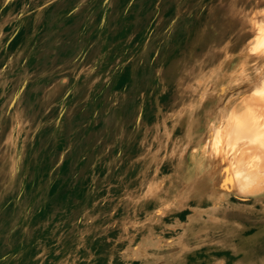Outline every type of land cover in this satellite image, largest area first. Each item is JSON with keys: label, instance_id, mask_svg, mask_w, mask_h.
Returning a JSON list of instances; mask_svg holds the SVG:
<instances>
[{"label": "rangeland", "instance_id": "obj_1", "mask_svg": "<svg viewBox=\"0 0 264 264\" xmlns=\"http://www.w3.org/2000/svg\"><path fill=\"white\" fill-rule=\"evenodd\" d=\"M263 12L0 0V264H264V187L210 156L242 106L264 123Z\"/></svg>", "mask_w": 264, "mask_h": 264}, {"label": "bare ground", "instance_id": "obj_2", "mask_svg": "<svg viewBox=\"0 0 264 264\" xmlns=\"http://www.w3.org/2000/svg\"><path fill=\"white\" fill-rule=\"evenodd\" d=\"M255 92L264 109V82ZM256 99L254 98L253 100L255 101ZM253 100L251 101L254 102ZM255 104L257 105V103ZM252 107L254 108V106ZM238 111L240 114L238 113L237 116L239 117L231 116L230 118L228 117L229 119L221 121L218 129L213 132L211 137L213 148H211L212 146L210 147L212 149L210 156L219 166L227 167L225 184L228 187L243 196L255 195L264 187V123L263 120L261 122L263 118L260 117L259 120H255L254 116H251L249 105L242 106ZM240 116L241 118H246V120L244 119L243 122L239 123ZM223 117L224 115L221 114V119ZM214 123L210 121L208 125H213ZM237 145L244 146L245 149ZM251 151L253 153L258 152V154H253Z\"/></svg>", "mask_w": 264, "mask_h": 264}]
</instances>
